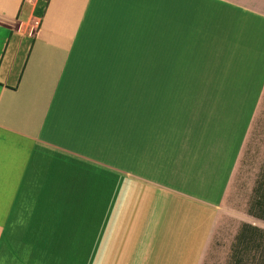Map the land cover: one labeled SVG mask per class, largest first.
<instances>
[{
  "label": "crops",
  "instance_id": "obj_1",
  "mask_svg": "<svg viewBox=\"0 0 264 264\" xmlns=\"http://www.w3.org/2000/svg\"><path fill=\"white\" fill-rule=\"evenodd\" d=\"M187 16L224 17L264 44V0H0V264H120L100 220L74 235L91 197L106 203L107 182L128 189L113 202L145 236L179 207L198 230L212 217L211 233L231 161L219 183L206 147L187 179H171L162 157L170 138L184 146L198 133L171 115L169 96L223 95L170 72L169 34L183 41Z\"/></svg>",
  "mask_w": 264,
  "mask_h": 264
},
{
  "label": "rangeland",
  "instance_id": "obj_2",
  "mask_svg": "<svg viewBox=\"0 0 264 264\" xmlns=\"http://www.w3.org/2000/svg\"><path fill=\"white\" fill-rule=\"evenodd\" d=\"M169 40L173 46L171 60L175 61L170 63L171 74L174 77L185 74L187 78L197 75L199 80L193 84L202 87V91L223 94L170 95V107H176L171 115L183 120L186 129H197L198 133L196 138L187 139L184 146L170 138L169 149L162 155L171 179H177L181 173L187 179L194 173V164L206 147L212 152L211 164L219 166V183L223 161L228 157L230 177L217 222L209 234L211 216L201 226L202 231L197 229L192 216H188L189 208H170L166 212L167 220L151 224L147 229L149 235L145 236L141 229L129 223V209L115 206L113 202L128 200V189L107 182L106 203L99 205L101 197H91V205L84 210V215L81 210L75 215L74 235L81 226L76 223L100 220L105 226L102 246L114 248L117 244L122 251L120 264H264V248L238 245L237 240L244 224L264 231V221L248 213L264 172V44L262 48L255 47L256 40L249 41L241 31L229 30L224 17L210 16L197 20L187 16L183 41L179 42L175 31L170 32ZM139 52L144 54V49L140 48ZM191 82L185 81L187 87ZM170 86L174 88L177 82L171 79ZM188 143L202 145L190 154ZM179 185L186 187L187 183ZM191 186L197 190L199 183ZM183 217L186 218L183 220ZM113 235L119 241L110 239ZM97 242L91 240V246H97ZM76 245L75 242L73 248Z\"/></svg>",
  "mask_w": 264,
  "mask_h": 264
},
{
  "label": "trees",
  "instance_id": "obj_3",
  "mask_svg": "<svg viewBox=\"0 0 264 264\" xmlns=\"http://www.w3.org/2000/svg\"><path fill=\"white\" fill-rule=\"evenodd\" d=\"M263 177L258 181L254 192V198L250 205L249 214L261 221H264V172ZM238 245H255L260 250L264 248V231L252 225L244 224L238 235Z\"/></svg>",
  "mask_w": 264,
  "mask_h": 264
}]
</instances>
